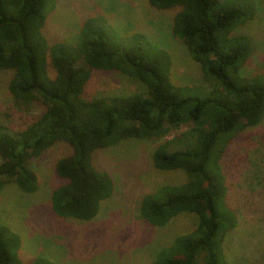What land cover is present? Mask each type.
<instances>
[{"label":"trees","instance_id":"1","mask_svg":"<svg viewBox=\"0 0 264 264\" xmlns=\"http://www.w3.org/2000/svg\"><path fill=\"white\" fill-rule=\"evenodd\" d=\"M147 2L159 11L178 9L173 36L187 46L204 75L217 81L219 90L196 88L195 95L186 94L187 88L170 80L171 59L165 50L141 33L118 35L102 16L82 21L75 44H48L43 31L55 0H0V70L12 72L7 90L21 108L33 102L45 106L20 132L0 124V191L13 183L25 193L35 192L30 160L63 142L72 152L55 164L64 184L51 195L53 212L90 221L113 192L109 174L93 165L96 150L127 139H162L189 124L186 132L160 143L151 157L156 170H180L187 180L145 195L139 212L155 227L185 213L196 216V225L158 250L153 264H227L223 241L237 218L225 204L219 148L234 132L258 125L264 116V74L240 75L253 51L251 38L233 35L253 19L256 8L250 0ZM91 70L120 72L146 91L86 100ZM20 245V237L0 221V264H57L44 257L22 262ZM262 253L264 258V248Z\"/></svg>","mask_w":264,"mask_h":264},{"label":"rangeland","instance_id":"2","mask_svg":"<svg viewBox=\"0 0 264 264\" xmlns=\"http://www.w3.org/2000/svg\"><path fill=\"white\" fill-rule=\"evenodd\" d=\"M255 15L233 35L251 38L253 51L241 66L240 75L251 78L264 74V0H250ZM178 9L159 11L147 0H55L46 13L44 35L48 44L77 42L82 21L102 16L123 37L145 35L165 50L171 59L170 80L195 95L219 90L213 78L204 75L201 65L187 46L172 34V21ZM48 74L54 71L48 66ZM11 71L0 70V124L9 132H20L40 116L45 106L33 102L28 109L16 105L7 90ZM135 79L117 71L91 70L83 98H112L144 93ZM220 92V91H219ZM183 124L162 139H127L115 146L96 150L92 162L113 181V192L103 201L90 221L56 215L51 195L64 184L55 173L57 160L71 154V147L58 142L37 158L30 167L37 179L33 193L9 183L0 191V221L20 237L19 258L27 262L44 257L57 264H153L156 253L196 225L194 214H181L163 227H155L140 216L142 198L162 185L181 184L184 172L158 171L152 164L154 149L189 129ZM175 145L170 150L175 149ZM219 165L227 187L225 204L236 218L237 226L223 241L227 264H264V116L253 127L234 132L219 148ZM1 161V159H0Z\"/></svg>","mask_w":264,"mask_h":264}]
</instances>
